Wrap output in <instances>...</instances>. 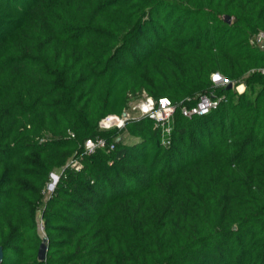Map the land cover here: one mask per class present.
<instances>
[{
  "label": "trees",
  "instance_id": "1",
  "mask_svg": "<svg viewBox=\"0 0 264 264\" xmlns=\"http://www.w3.org/2000/svg\"><path fill=\"white\" fill-rule=\"evenodd\" d=\"M261 32L264 0H0L2 264H264ZM144 92L177 106L169 147L150 118L100 129Z\"/></svg>",
  "mask_w": 264,
  "mask_h": 264
},
{
  "label": "built area",
  "instance_id": "2",
  "mask_svg": "<svg viewBox=\"0 0 264 264\" xmlns=\"http://www.w3.org/2000/svg\"><path fill=\"white\" fill-rule=\"evenodd\" d=\"M264 42V32L259 33L251 43L261 48V44ZM264 73V70H263ZM218 75L213 76L215 86L218 88H226L230 84L229 81L222 78L216 80ZM140 99L139 103L133 108L136 117H132L128 108L124 114L127 117L109 115L100 123L101 130H110L113 128H122L126 125V122L131 118H150L156 122V126L162 131V143L165 147L171 145V138L173 132V120L177 110V106L174 105L169 99L162 98L159 100L154 99L145 92L137 97ZM136 98H131V100ZM225 96H218L215 92L209 95H203L199 98L194 106H182L180 108L182 115L185 118L192 119L194 117H203L209 115L213 110L217 109L222 103H226ZM105 142L103 140H88L85 144V150L88 154L94 153L98 148H104ZM113 149V147H111Z\"/></svg>",
  "mask_w": 264,
  "mask_h": 264
},
{
  "label": "rangeland",
  "instance_id": "3",
  "mask_svg": "<svg viewBox=\"0 0 264 264\" xmlns=\"http://www.w3.org/2000/svg\"><path fill=\"white\" fill-rule=\"evenodd\" d=\"M235 92L239 93V94H248L252 97H255V95L258 93V91L260 90L259 86H255L254 89H247L245 85L240 84V85H234V89ZM140 99L136 98L133 100H130L129 105H128V112L132 117H136L135 112L133 111V108L139 103ZM131 141V140H130ZM131 143V142H130ZM61 170H56L54 172V175L56 176H60L61 174ZM55 183V179L53 176H51L46 188H45V197L46 199L49 198V196L53 193L54 189H51L50 186ZM56 187V185H55ZM40 234L43 235V230L41 227V231Z\"/></svg>",
  "mask_w": 264,
  "mask_h": 264
},
{
  "label": "water",
  "instance_id": "4",
  "mask_svg": "<svg viewBox=\"0 0 264 264\" xmlns=\"http://www.w3.org/2000/svg\"><path fill=\"white\" fill-rule=\"evenodd\" d=\"M224 22L227 24H232V18L230 16H224ZM261 49L264 51V42L261 44ZM217 77H219V79H217ZM216 77V80H220L221 77L218 75ZM229 90L234 89V84L230 83L227 87ZM124 117H127L126 114H123ZM52 176L55 179V183H53L50 188L54 189L55 185L58 183L59 181V176H56L54 174H52ZM48 238H44V240L42 241L40 248L38 250V260L40 262H46L47 260V254H48ZM4 258H5V253H4V249L2 246H0V264H2L4 262Z\"/></svg>",
  "mask_w": 264,
  "mask_h": 264
},
{
  "label": "snow or ice",
  "instance_id": "5",
  "mask_svg": "<svg viewBox=\"0 0 264 264\" xmlns=\"http://www.w3.org/2000/svg\"><path fill=\"white\" fill-rule=\"evenodd\" d=\"M217 79H219V77H217Z\"/></svg>",
  "mask_w": 264,
  "mask_h": 264
}]
</instances>
